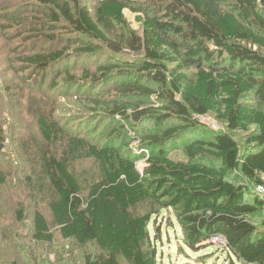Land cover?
<instances>
[{
    "label": "trees",
    "instance_id": "1",
    "mask_svg": "<svg viewBox=\"0 0 264 264\" xmlns=\"http://www.w3.org/2000/svg\"><path fill=\"white\" fill-rule=\"evenodd\" d=\"M0 5V39L19 40L9 58L24 81L17 120L31 121L11 149L0 126V192L20 175L21 192L45 203L48 214L37 205L32 213L36 242L51 245L57 233L92 247L85 264H158L150 224L172 210L192 252L221 236L240 263L264 264V227L252 221L264 210L257 193L264 187V0ZM69 61L80 62V72L67 70L63 82L90 89L87 104L116 123L113 135L141 134L149 152L139 158L142 168L121 149L61 125L39 87ZM202 117L220 130L207 134ZM190 132L202 138L182 144L185 159L172 157L168 146ZM88 160L97 174L84 183L76 168ZM18 205L14 217L22 223L28 205ZM8 255L18 264V251Z\"/></svg>",
    "mask_w": 264,
    "mask_h": 264
},
{
    "label": "rangeland",
    "instance_id": "2",
    "mask_svg": "<svg viewBox=\"0 0 264 264\" xmlns=\"http://www.w3.org/2000/svg\"><path fill=\"white\" fill-rule=\"evenodd\" d=\"M6 0H0L3 4ZM9 1V0H8ZM14 7L8 10H17L18 6L24 0H10ZM89 8L92 9L96 0H85ZM4 10L0 5V11ZM131 19L129 13H126ZM17 41H6L0 39V126L2 136L6 139L8 149L19 143L23 138L26 129H30L31 121L22 122V117L17 120V115L22 114V103L24 96L21 97V89L24 81L20 79L21 75L14 71L9 62V58L16 57L13 49ZM105 60V59H103ZM80 62L69 61L53 70L48 71L46 81L39 89L42 95L48 97L51 103L57 107V116L61 125L70 133L81 135L93 142H100L107 146L117 147L123 152L131 155L133 159L138 160L137 166L142 168L144 161L139 159L149 152L141 146V134L128 132L113 135L116 123L105 119L93 111L87 104L88 92L90 89H81L80 87L71 88L63 82L64 74L67 70L70 72H80ZM54 82L59 84L55 89L52 88ZM24 88V87H23ZM20 90V92H19ZM248 102H251L250 100ZM14 107L11 111L10 107ZM22 116H24L22 114ZM201 124L208 129L207 134L220 130L219 125L212 117L198 118ZM203 131V130H201ZM197 132L186 134L181 140L175 141L168 146L172 151V157L185 159L181 154V147L184 143L201 137ZM240 142L242 153L246 149V135L243 133L236 134ZM17 168V166L15 165ZM22 170V165H18ZM77 173L84 183L91 181L97 174V167L93 161H84L77 166ZM21 177L14 175L9 188L0 192V264H10L13 257H9L11 251H18V264H85V256L93 253L92 247H79L73 242L63 241L58 234H55L53 244L38 243L33 238V217L34 208L39 206L45 214V203L33 201L28 197V192H21ZM29 198V199H28ZM247 200H253L252 196H247ZM26 203L28 205L27 219L22 223L14 217V211L18 204ZM258 227H264V210H260L258 215L252 219ZM158 229V230H157ZM151 246L157 249L158 264H242L221 245H212L211 247L199 252H192L183 241L181 228L173 214L172 210H163L155 216L150 224ZM6 261V262H5ZM124 263V262H123Z\"/></svg>",
    "mask_w": 264,
    "mask_h": 264
},
{
    "label": "built area",
    "instance_id": "3",
    "mask_svg": "<svg viewBox=\"0 0 264 264\" xmlns=\"http://www.w3.org/2000/svg\"><path fill=\"white\" fill-rule=\"evenodd\" d=\"M257 193L260 196L264 197V187L259 186L257 188ZM211 243L214 244V245H221L223 247H225V245H226L225 239L223 237H221V236H216V237L212 238Z\"/></svg>",
    "mask_w": 264,
    "mask_h": 264
}]
</instances>
